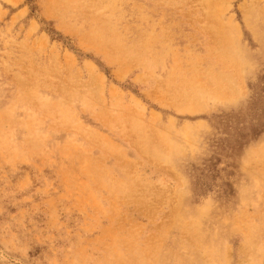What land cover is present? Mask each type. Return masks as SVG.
Masks as SVG:
<instances>
[{
  "label": "rangeland",
  "instance_id": "obj_1",
  "mask_svg": "<svg viewBox=\"0 0 264 264\" xmlns=\"http://www.w3.org/2000/svg\"><path fill=\"white\" fill-rule=\"evenodd\" d=\"M0 264H264V0H0Z\"/></svg>",
  "mask_w": 264,
  "mask_h": 264
}]
</instances>
